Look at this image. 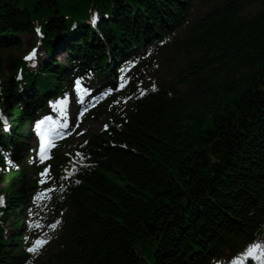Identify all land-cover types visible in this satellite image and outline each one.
<instances>
[{
	"label": "trees",
	"instance_id": "obj_1",
	"mask_svg": "<svg viewBox=\"0 0 264 264\" xmlns=\"http://www.w3.org/2000/svg\"><path fill=\"white\" fill-rule=\"evenodd\" d=\"M195 4L205 12L193 15ZM94 7L96 31L84 24ZM36 23L47 53L64 32L72 54L106 70L128 50L161 45L184 28L169 50L179 64L167 66L160 84L145 90L131 77L103 111L107 127L70 151L72 176L58 180L49 205L61 223L49 264H233L223 259H243L261 242L264 0H0L2 95L54 80L48 75L59 65L56 57L36 74L24 68L22 83L11 74L20 47L14 36L32 33ZM16 104H3L11 118L19 115ZM66 162L61 154L54 164ZM18 179H27L24 169L1 178L8 187L0 208V264L28 258L25 226L20 229L29 192L11 186ZM8 216L19 228L6 238Z\"/></svg>",
	"mask_w": 264,
	"mask_h": 264
},
{
	"label": "rangeland",
	"instance_id": "obj_2",
	"mask_svg": "<svg viewBox=\"0 0 264 264\" xmlns=\"http://www.w3.org/2000/svg\"><path fill=\"white\" fill-rule=\"evenodd\" d=\"M256 9H257L256 4L249 5L244 15L248 16L249 14L254 13ZM205 10L206 8L202 4H195L193 7L192 14L196 16V15L204 13ZM183 34H184V28L181 27L177 29L176 31L172 32L171 34L167 35V40L165 44L163 45L166 49L164 53L161 52V49L158 46H155L152 48L151 47L145 48V46H140L138 47V49H134L127 53V55H130V53L134 51L137 52L138 55L144 53V57L136 65V70L139 69L141 65H143L144 67L141 70L144 71L145 73L140 74V78L142 80L141 83H147L150 81L157 80V83L159 84L161 74L164 72V70L168 69L167 66L172 67L174 63H176L177 65L179 64L180 60H178V57H174L169 50L172 49V43L174 41L173 37L179 38L183 36ZM34 39L35 38L33 36L26 35V36H22L19 39V41L22 45V48L27 50L33 43ZM56 41L59 43L58 45L59 49L56 55L57 63L58 64L60 63L61 65L65 66L66 65L65 60L66 59L71 60V57L69 58V56H67L66 51L63 47L67 46V48H69L70 47L69 45H71V42H68V40L65 39V37L62 39L59 37V39H56L53 42H56ZM45 59H46V54L44 55L42 60H45ZM3 69H5V67ZM103 107L104 106H102V108ZM104 118L105 116L101 115L99 116L97 120H92V119L86 120L85 123L83 124L82 129L79 132L77 141H82L84 138H87L90 135L96 134L99 131H101L104 128ZM24 132L26 131L24 130ZM2 136H3V133H0V139L2 138ZM11 186L13 188H16V187L20 188L23 186L24 189L29 192V190L32 188V182L29 179H18V181L11 184ZM7 187H8L7 183L1 184L0 182V191L2 189L4 190ZM38 213L39 212H36V211L35 212L33 211L31 213L23 212V215L25 217V221L27 222V225L30 224V222H32L33 224L32 232L30 234L31 239L35 237L34 238L35 240L36 239L47 240V243L43 244V246L40 249H38L35 253L27 252L29 255V261L27 264H49V261L51 260L49 259V256L46 255L47 251L44 248L50 241L53 242L57 234L58 227H59V221L53 218V214L50 211H43L39 214ZM12 219H13V216H8V222L5 223L4 225L6 234L7 235L11 234V236L16 234V230L14 226L12 225L13 226L12 228V227H9V224H8L12 222ZM52 224L56 225L55 228H52L50 226ZM37 236H40V238Z\"/></svg>",
	"mask_w": 264,
	"mask_h": 264
},
{
	"label": "snow or ice",
	"instance_id": "obj_3",
	"mask_svg": "<svg viewBox=\"0 0 264 264\" xmlns=\"http://www.w3.org/2000/svg\"><path fill=\"white\" fill-rule=\"evenodd\" d=\"M93 24L96 23V17H93ZM37 32H39V29H37ZM35 53V50H33V54H30L29 56H26L25 59L26 60H31L33 55ZM80 81L77 80L75 82L76 87L79 88L80 86ZM44 123L43 121H41L40 124H37L36 127L39 128L41 127V124ZM107 127V126H105ZM44 159V149H41V160ZM42 176L46 175V173H41ZM43 183V181H41ZM77 183H79V181H77ZM49 191H51V189H49ZM37 199H39V197H37ZM52 228H55V224L50 225ZM47 243V240H41V239H36L33 243L32 246L27 248V251L29 253H35L38 248L42 247L43 244ZM257 259H259L260 261L264 262V248H262L261 245L259 244H253L251 246H249L246 250V252L243 255V259H236L233 261V264H245V261L251 260V261H256Z\"/></svg>",
	"mask_w": 264,
	"mask_h": 264
},
{
	"label": "bare ground",
	"instance_id": "obj_4",
	"mask_svg": "<svg viewBox=\"0 0 264 264\" xmlns=\"http://www.w3.org/2000/svg\"><path fill=\"white\" fill-rule=\"evenodd\" d=\"M75 150H74V147L73 148H71V152H74Z\"/></svg>",
	"mask_w": 264,
	"mask_h": 264
}]
</instances>
